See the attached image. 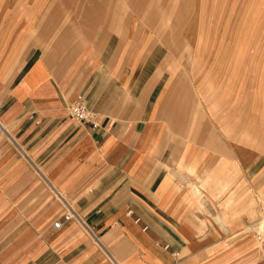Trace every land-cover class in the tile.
Wrapping results in <instances>:
<instances>
[{
    "label": "crops",
    "instance_id": "1",
    "mask_svg": "<svg viewBox=\"0 0 264 264\" xmlns=\"http://www.w3.org/2000/svg\"><path fill=\"white\" fill-rule=\"evenodd\" d=\"M158 7L0 0V264H264V0Z\"/></svg>",
    "mask_w": 264,
    "mask_h": 264
},
{
    "label": "built area",
    "instance_id": "2",
    "mask_svg": "<svg viewBox=\"0 0 264 264\" xmlns=\"http://www.w3.org/2000/svg\"><path fill=\"white\" fill-rule=\"evenodd\" d=\"M72 116L79 122L85 123V122H90L93 126V128L97 129L99 127L98 123L95 121V115L92 114L82 103L76 104L71 107L70 109ZM62 199L61 197H59ZM132 212L129 213L131 215ZM73 219L78 220L81 225L86 229V231L93 235V232L86 226L85 222L81 220V218L72 210L71 207L68 206V212L65 214L63 217V220H58L55 222L54 227L56 229H60L64 222L71 221ZM137 222L140 221V219L136 220ZM257 239L260 242H264V231L259 232L257 234ZM118 264V263H117Z\"/></svg>",
    "mask_w": 264,
    "mask_h": 264
},
{
    "label": "rangeland",
    "instance_id": "3",
    "mask_svg": "<svg viewBox=\"0 0 264 264\" xmlns=\"http://www.w3.org/2000/svg\"><path fill=\"white\" fill-rule=\"evenodd\" d=\"M151 2L152 4L155 3L157 6H159L158 8L161 10L163 18L167 16L166 21H168V24L170 20L174 19V16H175L174 14L178 13L176 12L178 9V7L176 6L179 5L180 0H151ZM189 6H190V0H183V14L184 15L187 13V11H189ZM262 231H264V225H263ZM256 240L261 245V242L258 241L257 237H256ZM263 249H264V246H263Z\"/></svg>",
    "mask_w": 264,
    "mask_h": 264
},
{
    "label": "bare ground",
    "instance_id": "4",
    "mask_svg": "<svg viewBox=\"0 0 264 264\" xmlns=\"http://www.w3.org/2000/svg\"><path fill=\"white\" fill-rule=\"evenodd\" d=\"M221 92V91H220ZM219 93V92H218ZM222 93V92H221ZM257 98V97H256ZM261 137V136H260ZM260 140V139H259ZM262 140H263V136H262ZM261 142V141H260ZM225 186V185H224ZM226 189H227V187H226ZM202 229V228H201ZM206 236V235H205Z\"/></svg>",
    "mask_w": 264,
    "mask_h": 264
}]
</instances>
